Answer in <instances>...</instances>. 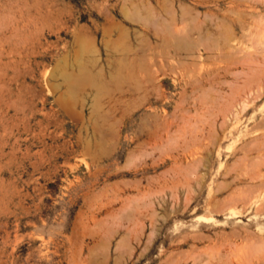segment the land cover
<instances>
[{
  "label": "rangeland",
  "instance_id": "1",
  "mask_svg": "<svg viewBox=\"0 0 264 264\" xmlns=\"http://www.w3.org/2000/svg\"><path fill=\"white\" fill-rule=\"evenodd\" d=\"M0 264H264V0H0Z\"/></svg>",
  "mask_w": 264,
  "mask_h": 264
}]
</instances>
